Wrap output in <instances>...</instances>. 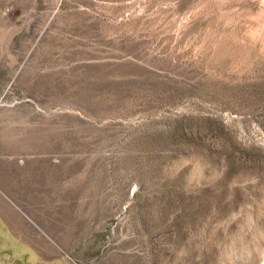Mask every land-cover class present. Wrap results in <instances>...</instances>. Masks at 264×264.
I'll return each instance as SVG.
<instances>
[{"label": "rangeland", "instance_id": "374dc122", "mask_svg": "<svg viewBox=\"0 0 264 264\" xmlns=\"http://www.w3.org/2000/svg\"><path fill=\"white\" fill-rule=\"evenodd\" d=\"M263 8L0 0V264H264Z\"/></svg>", "mask_w": 264, "mask_h": 264}, {"label": "crops", "instance_id": "0c3cea01", "mask_svg": "<svg viewBox=\"0 0 264 264\" xmlns=\"http://www.w3.org/2000/svg\"><path fill=\"white\" fill-rule=\"evenodd\" d=\"M7 27L9 28V30H11L10 24ZM2 30H3V26L2 23L0 22V66L15 67L18 65L16 62V58L6 56V54H9L12 51H16V50H18L19 53L20 49L16 47L15 44L22 42L23 37L17 36L13 32H10L9 35L5 36L4 34L1 33ZM24 42H31V39L28 38ZM3 43L7 44V46L2 45ZM20 66L21 65H18V68ZM14 73L16 74L17 70H15ZM15 233H18V235H16ZM22 233L23 232L21 231L18 232L17 228L16 229L10 228V219L7 216H3L2 214H0V245L9 242L12 243L13 240L22 242V240L19 237L22 235Z\"/></svg>", "mask_w": 264, "mask_h": 264}, {"label": "bare ground", "instance_id": "6f19581e", "mask_svg": "<svg viewBox=\"0 0 264 264\" xmlns=\"http://www.w3.org/2000/svg\"><path fill=\"white\" fill-rule=\"evenodd\" d=\"M264 9V8H263Z\"/></svg>", "mask_w": 264, "mask_h": 264}]
</instances>
